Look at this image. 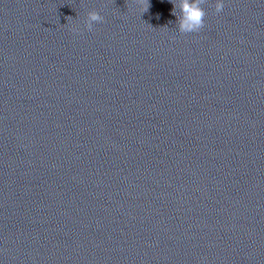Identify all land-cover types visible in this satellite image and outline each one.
Returning <instances> with one entry per match:
<instances>
[{
	"label": "clouds",
	"instance_id": "obj_1",
	"mask_svg": "<svg viewBox=\"0 0 264 264\" xmlns=\"http://www.w3.org/2000/svg\"><path fill=\"white\" fill-rule=\"evenodd\" d=\"M139 5L141 13L147 12L150 4L149 0H135ZM174 5L172 15L176 16V7L178 6L181 11V15L177 17V28L181 33H194L199 32L204 27V18L206 12L202 7L206 0H180L179 5L174 3V0H170ZM215 12L220 13L224 8L223 0H217L214 5ZM104 17L100 15L96 10L89 11L85 20V27L91 31L94 23L103 22ZM71 31L77 32L79 29L72 28Z\"/></svg>",
	"mask_w": 264,
	"mask_h": 264
}]
</instances>
